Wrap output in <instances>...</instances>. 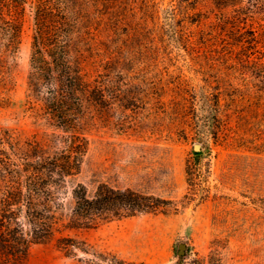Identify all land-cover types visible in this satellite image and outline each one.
<instances>
[{"label": "rangeland", "instance_id": "1", "mask_svg": "<svg viewBox=\"0 0 264 264\" xmlns=\"http://www.w3.org/2000/svg\"><path fill=\"white\" fill-rule=\"evenodd\" d=\"M121 11L117 37L133 47L115 60L113 107L86 129L55 231L19 264H264V0H129ZM33 32L27 5L12 81L0 87V126L24 137L39 129L25 111ZM205 92L219 95V112ZM101 182L165 208L70 226L73 187L92 196Z\"/></svg>", "mask_w": 264, "mask_h": 264}, {"label": "trees", "instance_id": "2", "mask_svg": "<svg viewBox=\"0 0 264 264\" xmlns=\"http://www.w3.org/2000/svg\"><path fill=\"white\" fill-rule=\"evenodd\" d=\"M128 1L0 0V87L12 81L11 60L22 43L27 5L33 13L25 111L39 128L24 137L17 128L0 126V264H19L32 244L49 238L57 227L68 179L80 171L88 150L86 129L103 107L107 112L113 107L115 60L133 47V39L117 37L121 25L128 24L129 14L121 11ZM171 13L176 19L177 10ZM256 70L264 91V64ZM202 99L219 112L218 94L205 92ZM221 127L219 121L214 137ZM72 194V227L155 213L167 202L104 182L92 196L81 183Z\"/></svg>", "mask_w": 264, "mask_h": 264}, {"label": "water", "instance_id": "3", "mask_svg": "<svg viewBox=\"0 0 264 264\" xmlns=\"http://www.w3.org/2000/svg\"><path fill=\"white\" fill-rule=\"evenodd\" d=\"M196 147H199V145H198V144H196Z\"/></svg>", "mask_w": 264, "mask_h": 264}]
</instances>
